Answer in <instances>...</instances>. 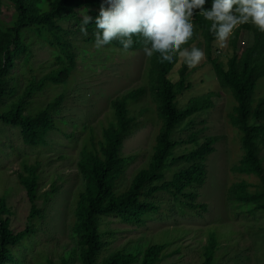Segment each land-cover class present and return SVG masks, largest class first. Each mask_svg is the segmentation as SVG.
<instances>
[{
    "label": "trees",
    "instance_id": "1",
    "mask_svg": "<svg viewBox=\"0 0 264 264\" xmlns=\"http://www.w3.org/2000/svg\"><path fill=\"white\" fill-rule=\"evenodd\" d=\"M101 3L102 0H0V6L10 5L14 13L8 24L1 18L0 7V122L19 129L26 146H43L49 133L57 128L55 115L65 102L64 96L55 98L36 115L28 110L37 94L49 87L65 85L73 77L82 50H97L94 47L95 23L87 26V35H84L81 22L86 12L95 18ZM210 3L211 0L206 7H210ZM64 22L69 24L68 28L63 27ZM193 22L194 36L181 47L203 49L218 85L234 98L231 123L241 134V154L238 163L230 167L226 194L229 222L235 225L237 238L242 228L263 236L257 246L264 260V158L261 155L264 149V92L257 93V90H264V32L250 23L241 25L229 38L230 54L224 64L220 57L213 56L218 41L209 31L211 22L199 14ZM77 35L80 37L75 38ZM133 39V47L127 51L122 50L116 40L99 49L121 57L130 55L123 54L126 52H144L143 39L135 36ZM36 42L45 44L55 54L53 68L42 77L30 67L31 47ZM240 43L243 44L241 52L237 48ZM21 66L30 73L25 84L21 83L17 72ZM196 68H189L178 55L168 64L160 62L159 53L154 54L149 57L144 85L113 101L105 119L93 126L90 135L85 134L78 163L85 184L77 191L72 209L75 215L73 235L81 264H134L137 256L123 251L104 256L110 243L101 232V221L105 217H117L123 223L144 226L151 217L163 214L151 201L160 193L173 197L183 217L188 211H207L206 204L197 202L196 190L206 183L207 163L216 152L220 138H202L199 132H193L187 140L177 141L174 137L177 131L193 127L196 115L209 113L214 108V97L220 96L210 92L190 100L184 108L179 107L180 96L193 88L188 80ZM176 70L178 80L173 78ZM138 106L140 118L149 121L153 120L148 118L150 115L156 116L159 131L150 166L137 173L132 186L121 188L127 169L137 159V155L125 157L122 154L125 142L144 127L138 123ZM181 145L195 146V149L173 157V151ZM3 153L0 138V161ZM168 167H177L170 180L165 177ZM15 173L31 204L29 225L25 231L14 234L11 212L4 191H0V264H20L17 252L30 248L29 240L37 232L35 221L43 218L37 204L41 186L39 163L30 166L23 162ZM56 192L57 187L53 185L45 197L50 198ZM186 230L179 225L164 230L158 236L160 241H152L145 248L139 264H165L167 261L180 264L176 257L179 258L185 248L181 245L184 239L181 234ZM208 234V231L204 234L205 243L198 248L199 264H224L235 242L214 232L209 237ZM45 263L54 264L50 257ZM62 264H68L66 257Z\"/></svg>",
    "mask_w": 264,
    "mask_h": 264
},
{
    "label": "rangeland",
    "instance_id": "2",
    "mask_svg": "<svg viewBox=\"0 0 264 264\" xmlns=\"http://www.w3.org/2000/svg\"><path fill=\"white\" fill-rule=\"evenodd\" d=\"M0 7L1 18L10 24L14 15L12 7L8 4ZM62 25L64 28L69 27L66 22ZM79 37L77 35L75 38ZM229 48L230 39L223 48L219 47L218 42L213 56L220 57V62L226 64ZM237 48L241 52L243 44L240 43ZM123 54L130 55L121 57L101 49L82 50L78 54L80 63L77 71L65 85L49 87L43 93L37 94L28 110L31 115H36L55 98L65 97V102L55 115L57 128L49 133L43 146H26L19 129L0 122V138L4 148L0 161V191H4L11 212V229L14 234L26 230L31 208L26 191L18 181L15 171L23 162L30 166L39 163L41 171L40 197L37 204L43 212V218L35 221L34 228L37 232L29 240L30 248L18 250L17 259L20 264H46L47 257L54 264H62L65 257L68 264H81L79 247L73 235L75 215L72 209L77 191L85 184V179L78 171L82 140L86 133L91 134L89 132L93 126L105 119L113 101L144 85L148 70L149 57L144 52ZM54 56L45 44L36 42L31 47L30 67L35 74L42 77L53 68ZM17 72L21 83L25 84L29 71L21 66ZM173 75L174 80L179 79L177 70ZM188 81L193 88L178 99L181 108L190 100L207 93L220 95L214 97V108L209 113L202 112L195 116L193 127L185 131L179 130L174 135L177 141L187 140L193 132H199L202 138H220L216 152L207 163L206 183L196 190L197 202L206 204L207 211H188L183 217L181 208L173 197L160 193L151 201L160 207L163 214L151 217L144 226L126 224L117 217H105L101 221V232L110 245L104 256L123 251L136 255L134 264H139L142 253L150 242L157 239L160 241L159 235L164 230L179 225L187 229L186 233L181 234L184 237L181 245L185 248L179 258L176 257L180 264H199L198 248L205 243L204 234L207 231L208 237L214 232L235 242V246H230L224 264L264 263L260 254L261 248L257 246V241L263 239V236L242 228V234L237 238L235 235L238 231L229 222V202L226 194L230 185V167L238 163L241 154V134L231 123L230 112L235 103L234 98L218 85L213 66L208 64L206 58L197 65ZM260 91L264 92L257 90V93ZM139 110L138 106V123L144 124V127L128 138L122 152L125 157L137 155V159L127 169L120 183L121 188L132 186L137 173L150 166L156 134L159 131L160 123L156 116L150 115L148 118L153 120L147 121L140 118ZM193 149L195 146L181 145L175 148L172 156H182ZM261 155L264 158V149ZM173 170H177V167L167 168V180L172 178ZM53 185L57 187V192L46 198ZM168 263L167 261L165 264Z\"/></svg>",
    "mask_w": 264,
    "mask_h": 264
},
{
    "label": "clouds",
    "instance_id": "3",
    "mask_svg": "<svg viewBox=\"0 0 264 264\" xmlns=\"http://www.w3.org/2000/svg\"><path fill=\"white\" fill-rule=\"evenodd\" d=\"M102 0L95 18L83 14L81 32L95 23L94 47L99 49L116 40L127 51L133 47V37L144 41L147 57L159 53L160 62L172 64L174 57L189 67L197 66L205 52L198 47L182 48L194 36L193 18L199 14L210 21L209 31L227 46L228 39L244 24H252L264 32V0ZM198 10V11H197Z\"/></svg>",
    "mask_w": 264,
    "mask_h": 264
},
{
    "label": "bare ground",
    "instance_id": "4",
    "mask_svg": "<svg viewBox=\"0 0 264 264\" xmlns=\"http://www.w3.org/2000/svg\"><path fill=\"white\" fill-rule=\"evenodd\" d=\"M104 128V127H103Z\"/></svg>",
    "mask_w": 264,
    "mask_h": 264
}]
</instances>
